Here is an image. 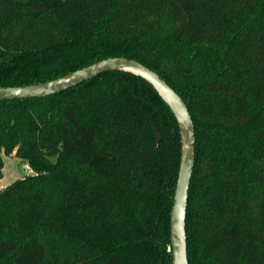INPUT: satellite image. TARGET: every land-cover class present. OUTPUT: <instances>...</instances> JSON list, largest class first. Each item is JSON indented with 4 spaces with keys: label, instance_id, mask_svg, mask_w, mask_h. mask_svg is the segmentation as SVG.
I'll use <instances>...</instances> for the list:
<instances>
[{
    "label": "trees",
    "instance_id": "16d2710c",
    "mask_svg": "<svg viewBox=\"0 0 264 264\" xmlns=\"http://www.w3.org/2000/svg\"><path fill=\"white\" fill-rule=\"evenodd\" d=\"M111 57L193 118L189 264H264V0H0V88ZM13 155L34 174L0 190V264H173L182 144L149 82L112 71L0 101V180Z\"/></svg>",
    "mask_w": 264,
    "mask_h": 264
},
{
    "label": "water",
    "instance_id": "95a60500",
    "mask_svg": "<svg viewBox=\"0 0 264 264\" xmlns=\"http://www.w3.org/2000/svg\"><path fill=\"white\" fill-rule=\"evenodd\" d=\"M112 71L129 72L149 82L177 120L182 156L170 217L172 262L173 264H189L186 220L190 184L196 162L195 125L185 101L158 73L137 60L111 57L44 83L0 88V101L45 98Z\"/></svg>",
    "mask_w": 264,
    "mask_h": 264
},
{
    "label": "rangeland",
    "instance_id": "374dc122",
    "mask_svg": "<svg viewBox=\"0 0 264 264\" xmlns=\"http://www.w3.org/2000/svg\"><path fill=\"white\" fill-rule=\"evenodd\" d=\"M4 170H3V178L0 180V190L5 188L6 186L12 184L14 181L18 179H22L25 176L34 174L33 170H28L26 164L23 163L16 156H4ZM171 250V247H168V251Z\"/></svg>",
    "mask_w": 264,
    "mask_h": 264
},
{
    "label": "built area",
    "instance_id": "2783aa9c",
    "mask_svg": "<svg viewBox=\"0 0 264 264\" xmlns=\"http://www.w3.org/2000/svg\"><path fill=\"white\" fill-rule=\"evenodd\" d=\"M26 166H27L26 168H27L28 170H30V171L32 170V169L30 168V166H28V165H26Z\"/></svg>",
    "mask_w": 264,
    "mask_h": 264
}]
</instances>
